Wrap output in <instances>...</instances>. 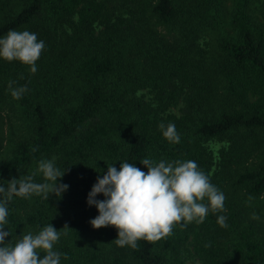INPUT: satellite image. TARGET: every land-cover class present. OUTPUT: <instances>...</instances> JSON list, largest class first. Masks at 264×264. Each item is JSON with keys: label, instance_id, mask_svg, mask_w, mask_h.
<instances>
[{"label": "trees", "instance_id": "16d2710c", "mask_svg": "<svg viewBox=\"0 0 264 264\" xmlns=\"http://www.w3.org/2000/svg\"><path fill=\"white\" fill-rule=\"evenodd\" d=\"M249 1L27 0L2 20L0 37L33 26L45 47L35 74L0 58V104L12 97L10 81L13 88L26 85L20 99L12 98L32 124L31 137L17 139L13 154L0 161V185L55 155L64 172L58 179L72 186L86 216L88 208L99 214L88 195L108 165L119 170L128 161L147 172L145 158L193 160L225 196L223 212L177 224L156 242L138 240L135 249L116 244L114 226L102 234L92 227L87 235L67 214L66 195L13 196L5 243L51 224L66 264H264V220L245 201L264 194V24L250 15ZM228 2L233 31L207 49L202 35L222 23ZM70 78L78 81L75 93L66 88ZM162 122L175 124L179 143L163 137ZM211 140L225 142L216 155ZM254 155L260 157L249 163Z\"/></svg>", "mask_w": 264, "mask_h": 264}, {"label": "clouds", "instance_id": "9594fccd", "mask_svg": "<svg viewBox=\"0 0 264 264\" xmlns=\"http://www.w3.org/2000/svg\"><path fill=\"white\" fill-rule=\"evenodd\" d=\"M44 47V42L38 40L35 33L10 30L0 37V58L26 64L35 74L36 61ZM15 83L10 81L8 87L12 97L18 100L28 89L26 85L13 88ZM158 127L166 140L180 142L174 123L165 125L162 122ZM140 161L147 166V172L128 161H121L119 170L113 164L108 165L107 173L98 177L88 195V204L95 205L99 213L91 219L92 227L114 226L118 230L115 239L118 246L135 249L138 240L156 242L171 235L177 224L185 227L193 221L202 223L210 211H224L223 192L210 182L195 161L161 160L156 163L147 158ZM37 172L51 183L34 182ZM63 174L55 166L54 159H41L31 175L11 179L7 187L0 185V194L4 197L0 200V264H60L61 253L54 250L60 232L51 224L36 234L23 235L14 244L5 243V237L11 233L3 228L8 223L7 204L13 196L30 198L42 194L48 200L49 194L55 193L59 197L68 188L66 184L57 183ZM97 194H103L105 199H95ZM217 222L221 227H227L225 216H218ZM41 250L45 253L43 257Z\"/></svg>", "mask_w": 264, "mask_h": 264}, {"label": "rangeland", "instance_id": "374dc122", "mask_svg": "<svg viewBox=\"0 0 264 264\" xmlns=\"http://www.w3.org/2000/svg\"><path fill=\"white\" fill-rule=\"evenodd\" d=\"M26 1L27 0H8V6L0 10V22L10 17L11 15L17 13L24 6V3ZM177 1L179 3L180 0ZM4 2H6V0ZM145 9H146L145 10L146 15H149L150 8L147 7ZM230 9H231V4L228 2L226 5L225 14L222 23L215 28H207V30L203 33L202 38L208 43V46L206 47L207 49H210L214 45L216 46L218 39H220L221 37L231 35L233 30L229 24ZM140 10L141 12L144 11L142 8H140ZM248 10L250 15L254 19H257L259 22L264 24V0H250L248 4ZM24 30L34 33L35 28L33 26H29L20 29L18 31H24ZM218 87L220 89H223L222 82L218 83ZM66 88L69 92L75 93V91L78 88V81L73 78H70L67 82ZM177 108L178 107L172 108L175 114H178ZM31 126L32 124L30 120L26 117L24 113H22L21 109H19L18 106L14 104L12 97H8L6 100H4V103L0 104V132L2 134V143L0 145V161L10 157L13 154L14 144L17 139L20 138L28 139L31 137L32 135ZM208 144L210 145L211 149H213V152L216 155L225 145V142L223 140H218V141L211 140L208 142ZM263 155L264 153L260 154V156ZM260 156L254 155L248 160V162L250 160L253 161L257 160ZM41 159H47V160L54 159V163H55L56 156L55 155L45 156L34 161L24 169L25 174L31 175L33 172H35L38 167V162ZM34 180L37 183H44V182L51 183L50 181H45L43 175L38 172L36 173ZM57 183L66 184V182L60 181L59 179H57ZM64 195H66L71 200V203H66L64 206L67 214L73 219V222L79 228H82V230L87 235L93 234L94 232L92 231V225L90 221L91 219L95 218L98 215L97 212H94L92 208H88L89 214L88 215L86 214V216H84L80 206L73 202L76 193H72V186L70 184L68 185V188L61 193L59 198L63 197ZM245 201L249 204H255V206H252L256 208L255 215H257L260 220H264V194L257 198L247 197L245 198ZM22 207L23 204H20L17 208L18 209L17 212H19V214L20 213L23 214L24 212V208ZM96 231L102 234L104 229L103 227H101L99 229H96ZM29 232L36 234L39 231L30 227L27 230V233ZM11 243L14 244L15 242L11 241ZM57 247H58V242H56V244L54 245L55 251H57ZM60 264H66V261L63 258H60Z\"/></svg>", "mask_w": 264, "mask_h": 264}]
</instances>
